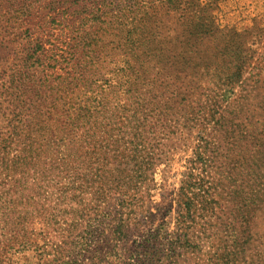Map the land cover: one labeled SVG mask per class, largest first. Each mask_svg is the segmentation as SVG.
<instances>
[{"label": "rangeland", "instance_id": "1", "mask_svg": "<svg viewBox=\"0 0 264 264\" xmlns=\"http://www.w3.org/2000/svg\"><path fill=\"white\" fill-rule=\"evenodd\" d=\"M33 1L34 25L9 30V19L0 23V84L29 40H52L50 52L67 59L64 43L57 44L64 38L57 20L63 9ZM198 1L205 8L199 16L170 18L172 37L197 25L217 30V39L192 41L191 51L200 52L192 60L210 66L215 51L235 44L238 53H257L248 70L226 84H218L210 68V74L192 69L188 78H196L157 85L148 123L160 158L145 165L149 175L137 189L131 185L128 194H114L106 203L95 193L106 168L94 160L101 153L110 170L120 168L129 154L121 142L78 149L79 156L67 162L49 159L17 170L7 160L0 175V264H264V52L251 38L264 35V0ZM78 23L66 32L68 41ZM39 25L46 26L44 33ZM119 43L116 33L100 36L88 61L100 71L115 66ZM59 64L66 68L64 59ZM223 114L219 128L214 121ZM205 141L214 143L199 148ZM191 166L195 180L208 188L196 190L197 198L210 205L208 212L197 207L188 219L175 200ZM71 186L84 189L64 193Z\"/></svg>", "mask_w": 264, "mask_h": 264}, {"label": "trees", "instance_id": "2", "mask_svg": "<svg viewBox=\"0 0 264 264\" xmlns=\"http://www.w3.org/2000/svg\"><path fill=\"white\" fill-rule=\"evenodd\" d=\"M47 1L51 10L63 9L57 20L64 38H57V44L64 43L65 49L61 51L67 59L50 52L48 46L56 47L52 40L45 42L39 38L29 40V48L23 45L19 63L7 69L9 74L0 84V175L2 170L8 169L4 165L7 160L9 169L17 170L20 166L38 165L49 159L67 162L79 156L78 149L108 148L114 142H121L129 154L120 168L110 170L101 153L94 160L106 168L100 170L101 182L95 189L99 200L106 199L104 203L114 194H128L129 188L133 190L131 185L137 189L140 179L149 175L150 170H146L145 165L160 158L154 128L148 123L157 85L196 78L194 73L188 78L192 69L210 74V68L218 84L234 82L248 70L257 54L254 51L238 53L232 48L235 44H231L226 50L214 52L210 66L201 60H192L194 54H200L191 51L192 41L217 39L219 32L203 30L197 25V29H186L185 33L182 30L173 38L168 22L173 15L181 20L199 16L205 8L200 7L198 0L101 3L44 0ZM36 4L33 0H0V23L9 19V30L25 23L34 25ZM208 7L212 13L213 7L210 4ZM76 20L79 23L68 41L66 32H70ZM39 27L44 33L46 26ZM115 33L120 41L119 61L100 71L88 61L90 52L100 36ZM251 38L263 45L264 52V35L256 33ZM78 58L83 62L78 63ZM59 59H64L70 71L62 68ZM59 69L63 70L62 74L56 73ZM223 122L224 114L219 120L216 118L214 124L220 128ZM213 143L205 141L199 148L205 149ZM196 170L187 167L175 200L183 217L188 219L197 207L208 212L206 208L210 205L197 198L195 191H204L206 186L195 180ZM138 172L141 174L136 176ZM80 189L84 188L71 186L64 193Z\"/></svg>", "mask_w": 264, "mask_h": 264}]
</instances>
